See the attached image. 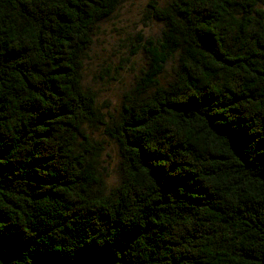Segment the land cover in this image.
I'll use <instances>...</instances> for the list:
<instances>
[{
  "label": "trees",
  "instance_id": "obj_1",
  "mask_svg": "<svg viewBox=\"0 0 264 264\" xmlns=\"http://www.w3.org/2000/svg\"><path fill=\"white\" fill-rule=\"evenodd\" d=\"M156 1L140 91L177 52L181 74L123 101L108 133L127 179L97 196L78 60L120 0H0V264H264L263 0Z\"/></svg>",
  "mask_w": 264,
  "mask_h": 264
},
{
  "label": "rangeland",
  "instance_id": "obj_2",
  "mask_svg": "<svg viewBox=\"0 0 264 264\" xmlns=\"http://www.w3.org/2000/svg\"><path fill=\"white\" fill-rule=\"evenodd\" d=\"M176 0H157L158 7H168ZM152 0H120L115 11L98 20L89 45L79 55V86L95 97L98 116L85 118L75 133L77 150H91L98 182L91 193L111 196L127 179L123 155L108 129L121 117L123 101L132 96L141 101L150 98L156 87H167L181 74L182 54L177 52L160 72L156 85L140 91L149 69L152 50L159 48L167 29L165 21L156 19ZM264 9V0L260 4ZM226 47L242 53L250 43L236 27L226 33Z\"/></svg>",
  "mask_w": 264,
  "mask_h": 264
}]
</instances>
